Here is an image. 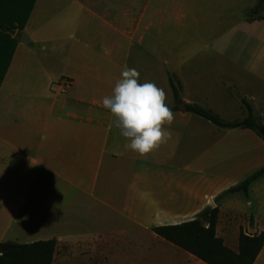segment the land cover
I'll list each match as a JSON object with an SVG mask.
<instances>
[{
  "label": "crops",
  "instance_id": "0c3cea01",
  "mask_svg": "<svg viewBox=\"0 0 264 264\" xmlns=\"http://www.w3.org/2000/svg\"><path fill=\"white\" fill-rule=\"evenodd\" d=\"M103 1L116 18L97 16L92 0H35L25 21L23 3L17 18L12 1L0 6V244L55 239L100 264H206L153 230L218 208L216 235L238 252L241 234L264 232V177L247 194L225 192L264 166V139L186 108L231 123L247 103L264 127V19H246L262 0ZM206 38L201 50L164 44ZM134 41L164 59L151 82L168 90L172 78L180 97L167 92L171 139L146 157L125 148L102 105ZM61 78L71 84L57 94Z\"/></svg>",
  "mask_w": 264,
  "mask_h": 264
},
{
  "label": "trees",
  "instance_id": "16d2710c",
  "mask_svg": "<svg viewBox=\"0 0 264 264\" xmlns=\"http://www.w3.org/2000/svg\"><path fill=\"white\" fill-rule=\"evenodd\" d=\"M12 1L17 7L13 9L14 16L20 17L21 3L24 4V21L28 13L32 10L35 0H0V6L6 2ZM1 11V10H0ZM22 17V18H23ZM248 22L264 19V4L259 3L249 9L246 13ZM24 23V22H23ZM20 23L19 29L23 30L24 24ZM0 28L7 29L0 22ZM9 29V28H8ZM16 29V28H14ZM13 30V29H12ZM2 77V76H1ZM1 83V78H0ZM176 101L180 99L179 88L169 79ZM248 111V117L241 121L227 123L220 120L211 111H208L198 105H187L186 110L199 115L206 120L211 121L221 128H244L252 129L260 136L261 124L255 119L252 107L245 103ZM263 139L264 137L261 136ZM264 177V166L247 177L238 185L230 188L225 195L243 193L247 194L251 185ZM219 209L205 210L196 220L183 223L176 226L158 227L153 230L155 234L175 246L194 255L206 264H254L257 257L264 247V232L255 236L241 234L239 237L238 252L229 249L224 241L217 237L216 226L218 222ZM7 248L2 251L0 248V264H53L57 250V241L55 239L46 241H37L28 244L8 242Z\"/></svg>",
  "mask_w": 264,
  "mask_h": 264
},
{
  "label": "clouds",
  "instance_id": "9594fccd",
  "mask_svg": "<svg viewBox=\"0 0 264 264\" xmlns=\"http://www.w3.org/2000/svg\"><path fill=\"white\" fill-rule=\"evenodd\" d=\"M140 73L125 67L111 95L102 105L115 117L114 125L129 141L125 148L146 157L169 139L165 125L174 121V113L166 104V92L154 82H139Z\"/></svg>",
  "mask_w": 264,
  "mask_h": 264
},
{
  "label": "rangeland",
  "instance_id": "374dc122",
  "mask_svg": "<svg viewBox=\"0 0 264 264\" xmlns=\"http://www.w3.org/2000/svg\"><path fill=\"white\" fill-rule=\"evenodd\" d=\"M53 2H62V3H67L71 2L73 0H52ZM94 3V12L96 13L97 16L99 17H109V18H116L118 15L119 9L115 7L114 9L110 10L108 13L107 10L105 11V2L103 0H92ZM262 2V1H261ZM116 5H120L118 2H114ZM121 11V10H120ZM199 35V34H197ZM81 36V35H80ZM79 36V38H80ZM200 37V36H199ZM214 43V41L209 40V39H190L188 41H174L173 42H164L165 46L170 44V48L174 49L176 51L184 50V49H189L190 51L194 50H201L204 47L208 46L209 47L213 46L210 45ZM241 43V42H239ZM240 45V44H239ZM219 46V45H218ZM169 47V46H168ZM180 52V51H179ZM126 66L128 68H135L139 73V82L144 83V82H151L150 75L152 74L155 75L154 71H157L158 69H161V65L164 61L161 57L156 55H153L148 48H146V44L144 46L139 45L137 41L132 42L131 47H128V42H127V52H126ZM192 54V53H190ZM208 55V54H207ZM191 58V57H190ZM198 60L203 61L202 59H194L192 58L188 64H198ZM204 60H207V62H201V65H207L212 64L210 61L209 57H205ZM213 64H218L215 61ZM54 68H59L58 66H55ZM160 72V70H158ZM64 80L71 81L69 78H61L58 82H62ZM55 89V87H54ZM55 91L57 94H64V93H59L56 89ZM68 89L66 90L65 93H67ZM164 91L166 92V97H167V92L169 91L171 93V89L164 88ZM172 94V93H171ZM171 98V97H170ZM167 99V98H166ZM166 102V101H165ZM125 226L128 228L129 223L126 221ZM143 240H147L145 236L142 238ZM6 244V243H3ZM100 259L98 256L95 254V251L92 249H84V248H78L71 243H60L58 245L57 253L55 256V261L54 264H100Z\"/></svg>",
  "mask_w": 264,
  "mask_h": 264
},
{
  "label": "built area",
  "instance_id": "2783aa9c",
  "mask_svg": "<svg viewBox=\"0 0 264 264\" xmlns=\"http://www.w3.org/2000/svg\"><path fill=\"white\" fill-rule=\"evenodd\" d=\"M71 82L68 80H64L62 82H58L57 84H55V89L59 92V93H65L66 90H69Z\"/></svg>",
  "mask_w": 264,
  "mask_h": 264
},
{
  "label": "water",
  "instance_id": "95a60500",
  "mask_svg": "<svg viewBox=\"0 0 264 264\" xmlns=\"http://www.w3.org/2000/svg\"><path fill=\"white\" fill-rule=\"evenodd\" d=\"M262 2L264 4V0H262ZM22 42L29 43V40L27 39V36L25 34L22 36ZM181 105L183 108L180 110L185 111V105L183 103H181ZM260 134L264 137V127L260 129ZM0 248L2 251H4L7 248V244H0Z\"/></svg>",
  "mask_w": 264,
  "mask_h": 264
}]
</instances>
